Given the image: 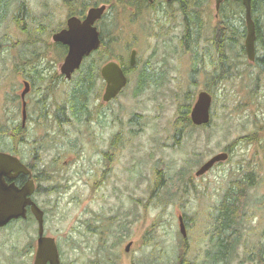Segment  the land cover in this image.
<instances>
[{"label": "rangeland", "instance_id": "rangeland-1", "mask_svg": "<svg viewBox=\"0 0 264 264\" xmlns=\"http://www.w3.org/2000/svg\"><path fill=\"white\" fill-rule=\"evenodd\" d=\"M21 1L28 9L26 21L35 37L36 22L45 20L40 15L44 10L51 13L52 24L43 27L45 33L41 35L46 42L30 37L37 41L34 54L53 43L49 32L63 25L69 14L63 0H13L5 11L0 6V128L3 129L7 127L3 124H10L14 116L19 121V102L14 103L11 98L14 87L16 93L19 92V80L14 76L15 63L25 41L24 36L22 47L15 39L21 38L20 27L26 16L19 24L13 21ZM91 3L100 4L98 0H90ZM112 5L110 9L108 5L104 20L108 25L106 50L111 54L108 56H119L128 62L131 48L136 49L138 72L131 75V82L114 100L104 104L101 102L103 81L100 77L94 79V86L85 97L86 113L82 116L85 125L75 124L77 129L86 127L87 133L82 137H76L77 130L71 128L74 124L66 125V132L62 134L46 133L51 130L47 125L29 130L24 146L16 139L6 143L10 150H20L27 161L32 152L39 151L38 169L44 172L38 180L41 188L35 199L45 213V234L55 238L64 264H88L91 260L98 264H130L132 260L138 263L141 258H157L158 251L163 260L172 262L180 245L178 250L186 260H203L210 246L212 228H208L211 221L207 219L210 208L218 202L230 179L251 173L255 184L249 191L248 219L243 233L246 238L255 239L254 230L259 229L264 220V205H261L262 199L259 200L264 195V84L255 85L254 76L247 74L226 81L213 95L211 126L205 129L188 127L182 136L174 137L175 95L188 89L194 90L196 95L208 82L205 71H209L211 54L204 58L209 49L204 37L216 24L214 0L204 3L200 10L202 28L195 41L188 40L184 51L181 48L184 16L177 10V3L167 6L156 2L154 7L141 11L124 3ZM31 16L35 17L34 22ZM192 46L198 58L195 63ZM49 52L43 62L52 61L58 70L62 52L59 47L56 50L52 47ZM200 66L205 70L201 68L195 89L193 84L190 87V82L198 73L192 71V67ZM149 67L160 76L147 74L152 84L135 91L137 73ZM2 75L6 80L1 90ZM70 90V83L58 87V103L67 102L65 94ZM134 114L142 118L141 133L135 136L133 143L123 140L121 154L111 169L103 172V176H107L103 179L99 150L106 146L107 138L115 131L109 118L126 122ZM125 127L122 123L118 129L123 128L124 132ZM249 136L254 141L249 142ZM226 151L225 161L195 176L201 163ZM155 167L165 170L166 175L177 172L180 175L182 171V177L175 183L165 180L164 188L153 193ZM165 188L169 193L175 188L176 196L163 197ZM179 214L186 223L185 237L178 229ZM93 225H100V232L93 231ZM36 237L34 217L0 228V264H32ZM129 241L130 253H124L123 248ZM186 241L194 247L186 246ZM243 251L240 246L230 264H259L247 260Z\"/></svg>", "mask_w": 264, "mask_h": 264}, {"label": "trees", "instance_id": "trees-1", "mask_svg": "<svg viewBox=\"0 0 264 264\" xmlns=\"http://www.w3.org/2000/svg\"><path fill=\"white\" fill-rule=\"evenodd\" d=\"M63 1L68 5L69 15L75 16L80 15L85 9L93 5L92 3L90 4V0ZM206 1L207 0H177L176 2L178 4L177 10L184 16L185 30L181 38V48H183V50H187L186 44L190 38L195 41L198 37L200 28H202L200 10ZM98 2H100V4L104 3L109 5V9L113 6V3H124L128 6H135L137 11L149 7L146 0H98ZM97 4L98 3H95V5ZM169 6H172V4L170 3ZM251 10L256 25V40L263 41L264 0H252ZM215 16L216 24H214L212 30L208 32L210 36L208 38V43H210L213 48L212 60L209 62V65L212 67L211 69L209 68V71H205L206 74H208V80L211 79L214 82L211 85L206 84L204 87V90L212 94V96L220 85L228 81L231 77L233 78L240 75L236 66L241 63L243 52L242 38L245 35L244 7L241 1L224 0ZM102 29L106 39L102 41L100 47L94 53L85 58V63L81 65V68L86 69L87 72L83 74L85 75L84 80L80 81L78 88L72 95L71 102L69 101L72 107L75 106L81 109L84 106L86 92L93 88L94 79L99 77L100 63L104 58L109 57L108 59H116L120 62L122 67L130 68L128 62L121 59L119 56H108L109 53L106 50L107 36L105 32V29L108 30V25L105 23ZM260 49L264 50V47ZM59 51L63 54L64 47L59 46ZM192 61L195 63L194 56H192ZM146 84L152 83H149L146 75L142 74L138 80L139 91ZM188 90L180 91V93L175 95L177 99L175 116L178 118V120L174 121L176 127L175 139L180 137L183 129L191 125L188 113L194 101L195 92L193 90ZM65 104L66 103L62 101L56 107L57 117H64L63 111ZM47 125V123L43 124L45 127H47ZM248 138L249 142L254 141L252 136ZM43 172L44 169H41L40 173ZM180 178L178 172L174 175H166L165 170L155 167L152 192L154 193L155 190L160 192L164 188L165 180L175 183L179 181ZM254 184L253 174L251 173H247L245 177H235L228 181L220 199L210 208V213L207 218L208 222L211 221V225L209 224L208 228L209 226L212 228L209 236L210 246L207 251H205V258L203 260H186L184 256L180 254V245L178 247L179 250L178 248L176 249L177 256L172 262L168 259L163 260L159 255L161 252L158 251L156 253L157 258H141L138 260V264H161L162 262L164 264H230L236 257L235 255L238 254V248L240 246H243V254L247 260L264 264V220L259 229L254 230L255 239H248L243 233L245 231V221L248 219L247 206L250 198L249 191ZM176 189H178V187H176ZM176 189L174 188L173 192L169 193L165 188L162 193L163 197L171 199L176 196ZM158 199L159 201L163 200L160 199V194ZM170 199L167 202H169ZM261 199V205H264V195L259 198V200ZM149 260H152V262Z\"/></svg>", "mask_w": 264, "mask_h": 264}, {"label": "flooded vegetation", "instance_id": "flooded-vegetation-1", "mask_svg": "<svg viewBox=\"0 0 264 264\" xmlns=\"http://www.w3.org/2000/svg\"><path fill=\"white\" fill-rule=\"evenodd\" d=\"M12 2H13V0H6L5 3L1 2L0 6L2 8L4 7V11H5L7 9V6H9V3H12ZM156 2L160 3V4L166 3L168 6V5H170V3L172 5L175 4L177 2V0H174L172 2H167L165 0H152L151 2L147 1V3L149 4L148 6L151 8L155 6ZM105 5H106V9H105L103 15L101 16L100 19H98L94 23V25L97 27V30L99 32L100 45H101L102 41H104L106 39L104 37V33L102 32V30H103L102 27L105 24L104 20H105V16L107 13L106 12L107 7H108L107 4H105ZM87 9L83 13H81L80 15H78L76 17L83 19L85 17ZM1 11H2V9H1ZM27 11H28V9L26 8L25 4L21 1V3H19L17 5V10H16L15 14H13V21L16 24H19L20 20H24L22 18L26 16L25 14L27 13ZM50 15H51V13L49 10H44L42 12V14L40 15V18L44 17L45 20L44 21L38 20L36 22L38 25L37 26L38 31L36 32L37 33L36 37L38 38L39 41L46 42L41 37V35L43 33H45L43 30V27L52 24V18ZM69 16H73V15L68 14L67 18ZM253 16L254 15H252V10H251V18L253 20L254 28H255V38H254V42H253V59L249 60V58L247 56L245 44H244L245 43V37H246V23H245V35L242 38V51L243 52H242L241 63L236 66L240 75H238L237 77L242 76L243 74H247L248 76H254V84L255 85H258V84L261 85V84H264V50H261L260 48L264 47V40L263 41H259V40L257 41L256 40V36H257L256 35V25H255V21H254ZM26 19H27V16L25 17V20L21 23V27H20L21 38L15 39L16 41L18 40V42L21 43V46L23 47L22 39H24V36H25L24 48L19 53L18 62L15 63V74H14V76L19 80L18 81L19 82V92L17 94L15 91L16 87H14L12 89L13 97L11 98V101L14 102V100H15L14 103H16L17 101L19 102V121H17L15 119V116L13 115L14 117L11 118L10 124L5 125L2 123L4 126H7V127L5 129L0 128V152L8 153V154H11L12 156L17 157L20 160V162L23 163L29 169L30 174L20 173L15 178L6 179V180H7V182H14L16 186L21 187L29 179H32L34 182V190H33L32 194L30 195V198L43 211V218H44V216H45L44 210L39 206V204L37 203V201L35 199V194L38 193L39 189L41 188V185H40L38 180H40L43 177V174L40 173L41 169H38L40 162L37 163V160L40 156L39 151L32 152L31 157H30V161H27L26 159H24L22 157L23 155L21 154L20 150H16V149L10 150L9 146L6 143H7V140H9V139H16L19 141V143H21L24 146L26 143L27 136H28V131L29 130L35 131L37 128L41 129V127L46 128L45 126H43V124H46V123L48 124V128L51 129L49 132H48V130H46L47 131L46 133L52 132V134H54L55 132H57V134H62V133L66 132V131H64V128L66 125L74 124V126H72L71 128L77 130L76 137H82L83 135H85L87 133L86 127L84 128V130L77 129L75 124H80V123L84 124V122H83L84 120H83L82 116H83V114L86 113V105L84 104V106L81 109H78L75 106L72 107L70 102H71V98H72L73 93L76 91V89L78 88V86L80 84V81L84 80L85 75H83V74L86 73L87 70L82 69L80 67L79 69L75 70L71 74V77L68 79L64 75L61 74L59 69L57 70V67L55 66V64L53 65L52 61L43 62L44 60H46V55L50 54L49 50L52 47L56 50V49H58L59 46L64 47V53L62 54V56H63L62 61H63V59L66 55V52H67V47L65 45H62V44L54 41L53 35L55 33H57L58 31L66 28V20H65L63 25H59L58 28L55 27L56 29H53L52 31L49 32L48 37H51V40L53 43L50 45L46 44L44 51H38L34 54L33 49L36 46L37 41L35 39L33 41L31 40V38L33 36L35 37V34L33 31H31V28L29 27V25H27ZM30 19L32 20V22L35 21L34 16H31ZM183 24H185V23L183 22ZM212 27L210 28V31L212 30ZM184 30H185V26L183 25V31ZM209 37L210 36L208 34L206 35V37H204V39L207 43H208ZM208 44H209V49L206 50V53L204 54V58H206V56L208 54H211L209 57V62H211L212 56H213V48L211 47L210 43H208ZM100 45H99V47H100ZM192 48H193V55L192 56H194V61H196L195 47L192 46L191 49ZM46 50H48V52L44 54V52ZM132 50H135V61H134L133 66H130L128 63V66L130 68L122 67L120 62L118 60H116V62H118V64H120L121 69L123 71V74L126 77V84L121 89L119 94L131 82V75L133 76V73L138 72L137 68L135 67V64L137 63V58H136L137 51H136V49L131 48L130 53ZM182 50H183V48H182ZM130 53H129V55H130ZM197 60H198V58H197ZM200 60L202 61V57H200ZM195 66H197V63L195 64ZM209 67L211 69L212 66L209 65ZM197 68H199V71L196 70ZM201 68H204V66L192 67V71L197 72L198 74L194 75L193 78L191 79L190 87L193 84L195 89L198 88L199 82H198L197 78L199 75H201L200 74ZM204 70H205V68H204ZM1 72L3 73V71H1ZM153 73L158 74V73H156L155 69H153V67L141 69L140 72L137 73L136 82L139 80V77L142 74L143 75H147V74L151 75ZM158 76H160V73L158 74ZM99 77L103 81V84H104L103 91H104L105 81L103 78H101L100 75H99ZM262 79H263V82L261 83L260 80H262ZM5 80H6L5 75H2V79H1L2 88H1V90L4 88V81ZM230 80H232V77L228 81H230ZM213 82L214 81L209 79L207 84L211 85ZM62 83L63 84L64 83H70L71 84V90L67 94H65L66 100L68 102H66V104L64 105V111H63L64 117L63 118L56 116V113H57L56 107L59 104L58 100H57V98H58V87H60ZM153 83L157 84L159 82H153ZM136 86L137 87H135V91H139V89H138L139 86L137 84H136ZM189 90L191 91V89H189ZM200 90L198 89V92ZM87 92H88V90H87ZM87 92H86V96H87ZM6 96H7L6 98H8L9 91L6 94ZM114 99H112V100H114ZM112 100H110L108 102H102V103L106 104V103L111 102ZM67 103H69V105H67ZM61 112H62V110H61ZM109 119H110L109 122H111L114 125L115 131L110 133L109 137L107 138L108 141H107L106 146L99 150V154H100L101 162H102V168H101L100 174L102 175L103 179H105V177H107V176H103V174H104L103 172L109 171L111 169V167L113 166V163L117 159V156L119 154H121V152L123 150V140L126 141V139H128L129 141H132V143H133V140L136 139L135 136H137L138 133H141V125L143 124L142 118H140V115H138V114H134L126 122H122L121 119H119V118H116V119L109 118ZM176 120H178L177 117H175L174 121H176ZM189 120H190V117H189ZM117 121H119V122L117 123ZM122 123H124L126 125L125 128H127V130L124 132H122L123 128L118 129V128H121ZM190 123H191V121H190ZM211 124H212V122H209L208 124H205V125L196 126V125H193L191 123L189 128L197 129L200 127L201 129H205V128L210 127ZM186 129L182 130V133L180 136H182L184 134ZM124 135H127V136L124 137ZM174 135H175V130H174ZM50 137H54V136H50ZM52 140H54V139L52 138ZM42 149H43V147L40 148L41 151H42ZM181 173H182V171H180V177H182ZM28 217H33L32 213H31L30 205L26 206V218L25 219H27ZM17 220H20V218L16 219V220H11L8 224H11L12 222L17 221ZM183 220H184V218H183ZM184 223H185V221H184ZM36 225H37V223H36ZM93 227H94L93 231L100 232V230H99L100 225H93ZM44 234H45V229H44ZM128 243L131 245V241H129ZM128 243H126V245L123 248L124 253H130V251H129L130 246H129L128 250L126 249V246ZM186 243H187V241L185 242L186 246H193L194 247V245H190V244H186ZM56 245H57L58 257H59V264H64L62 261V256H61V252L59 249V245L58 244H56ZM91 250H93V249H91ZM34 254H35V252H34ZM150 258L151 257H149V259ZM149 261L152 262V260H149ZM87 262H88V264H98V262H95L93 260L87 261ZM130 264H138V263L135 260H132ZM162 264H164V263L162 262Z\"/></svg>", "mask_w": 264, "mask_h": 264}, {"label": "water", "instance_id": "water-1", "mask_svg": "<svg viewBox=\"0 0 264 264\" xmlns=\"http://www.w3.org/2000/svg\"><path fill=\"white\" fill-rule=\"evenodd\" d=\"M151 2L152 0H147ZM171 2L174 0H165ZM224 0H214V10L217 12ZM241 1L244 7L246 23L245 48L249 60L253 59V42L255 38L254 23L251 18L252 0ZM106 9L105 4L91 6L86 11L85 17L80 19L69 16L66 19V28L53 35L54 41L67 47L66 55L60 64L59 70L66 78L79 69L82 60L97 50L100 45L99 32L94 23L101 18ZM135 50L129 55V65L133 66ZM100 76L105 81V88L101 95L102 102L113 99L126 84V77L116 61H108L100 68ZM212 96L205 90L196 95L190 110V120L195 125L207 124L210 120V107ZM226 152L216 153L207 159L195 172L196 176L205 174L214 164L225 161ZM30 174L29 169L20 160L11 154L0 152V228L9 221L26 217V206L30 205L31 213L37 222V240L32 264H59L58 251L55 239L44 235L43 211L31 200L30 195L34 190V182L29 179L23 186L18 187L14 182L6 179L15 178L18 174ZM178 228L183 237L186 228L181 215L178 216ZM128 243L126 249L128 250Z\"/></svg>", "mask_w": 264, "mask_h": 264}, {"label": "bare ground", "instance_id": "bare-ground-1", "mask_svg": "<svg viewBox=\"0 0 264 264\" xmlns=\"http://www.w3.org/2000/svg\"><path fill=\"white\" fill-rule=\"evenodd\" d=\"M72 1V0H71ZM74 2V1H73ZM76 2V1H75ZM76 9V8H75ZM232 242H234V241H232Z\"/></svg>", "mask_w": 264, "mask_h": 264}]
</instances>
